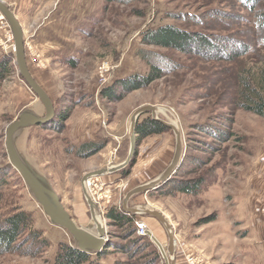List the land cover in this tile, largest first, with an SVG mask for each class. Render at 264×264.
Here are the masks:
<instances>
[{"label": "rangeland", "instance_id": "rangeland-1", "mask_svg": "<svg viewBox=\"0 0 264 264\" xmlns=\"http://www.w3.org/2000/svg\"><path fill=\"white\" fill-rule=\"evenodd\" d=\"M4 1L27 26L32 23V26H37L48 20L66 21L71 25L77 18H84L92 25L87 34L77 32L82 39L76 41L84 44L86 54L77 60L76 69L71 64L60 65L65 73L66 91L63 101L54 105L60 110L64 106L74 110L82 100L89 106L100 102L106 118L101 129L82 147L77 140L78 135L73 136L72 127H67L68 118L57 116L51 120L56 129L48 127L51 122L30 126L19 132L17 141L19 150L48 177L72 218L79 225L97 232L98 224L93 221L82 190V179L91 172L84 170L90 156L85 157L79 148L85 152L97 148L103 153L112 152L114 156L120 152L119 162L112 165L124 162L131 146L132 115L140 107L152 105L156 107V116L152 111L144 112L138 123L149 117L164 125L163 121L177 125L183 137L181 163L168 181L157 189L136 194L130 199L129 206L157 209L166 216L174 228L176 264H189V258L203 264H242L244 256L251 258V252L242 257L238 245L252 239L249 235L252 203L248 198L252 186L257 185H251L253 176L256 173L264 175V116L244 108L246 100L239 99V92L244 87V77L250 74L255 77L264 70V23L261 22L264 0H258L252 9L242 0ZM6 22L0 13V222L25 212L28 226L11 249L0 254V264H54L61 243L73 244V237L51 223L21 174L10 163L6 148L7 127L23 110L32 108L40 115L45 114L43 103L38 101L40 99L34 96L19 73L14 41H9L11 28L5 26ZM166 24L219 36L226 40V43L219 40L224 50L214 55L199 53L195 47L187 52L144 42L147 30ZM73 31L74 26L62 28V32L69 36L66 42L75 38ZM25 46L27 60L30 59L34 66L39 64L43 58L41 52L30 47L26 39ZM202 50L206 52L204 48ZM4 59L9 61L5 73L1 64ZM8 61L4 60V63ZM155 62L165 65V72L151 84L130 91L116 102L104 97L103 90L109 85L134 74L145 76ZM93 77L94 83L97 79L99 88L96 95L89 93L88 83ZM64 112L69 111L63 109ZM78 114L81 116L84 111L79 110ZM166 126L163 133L152 134L146 139L139 140L137 135L134 159L106 182L112 188L110 194L102 195L98 203L95 201L108 234V246L101 264H166L161 249L149 233L141 236L139 241L138 233L128 234V224L121 227L107 217L112 208L126 212L124 199L132 189L125 186L123 192H119L121 188L118 185L124 183L134 167L140 164L138 158L142 145L151 142L154 146L156 138L164 148L171 147L169 163L151 180L160 176L172 163L176 134ZM114 131L124 132L121 135L123 141L117 140ZM106 145L111 147L110 150L104 149ZM151 147L147 150L149 154H145L148 157L160 156L162 145L157 146L153 153L149 151ZM193 179L200 183L194 193L181 192L174 187L177 181ZM89 190L93 194V186H89ZM109 195L113 198L102 210L100 204L107 203ZM126 214L134 216L135 222L141 220L146 223L148 231L168 249V232L157 218L148 214ZM113 239L116 248L109 246Z\"/></svg>", "mask_w": 264, "mask_h": 264}, {"label": "water", "instance_id": "water-1", "mask_svg": "<svg viewBox=\"0 0 264 264\" xmlns=\"http://www.w3.org/2000/svg\"><path fill=\"white\" fill-rule=\"evenodd\" d=\"M0 13L6 18L14 36L15 60L19 73L45 107L44 115H40L32 108H26L19 114L16 120L8 125L6 133V148L10 163L21 174L31 195L43 207V210L49 217L51 223L65 229L73 237V246L88 254H99L108 246V234L105 224L102 223V220L100 221L96 219L98 214V206L95 203L93 197L88 193L86 182L91 177H101L108 174H114L128 166V164L134 159L138 146L136 128L138 119L141 114L147 111H152L154 116H156V107L152 105H144L137 109L132 115L130 123L131 146L129 155L124 162L118 165L105 166L99 170L91 171L84 175L82 179V190L90 206L93 221L98 224L97 232L79 225L63 205L58 192L51 184L48 177L42 174L26 158V156L19 150L17 146V141L20 136L19 132L30 126L42 125L50 122L55 118L56 112L54 102L30 72L26 54L24 29L17 18L16 13L4 0H0ZM163 122L171 127L176 134V147L173 161L160 176L137 187L136 189L129 191L125 196L123 208L126 213L151 215L157 218L164 225L169 235L167 252L165 251L162 243L152 232H149V235L161 249L166 260V264H176V238L174 234V228L166 216L157 209L148 207L135 208L129 206V201L133 196L151 189H157L159 186L168 181L170 176H172L180 166L181 157L183 154L182 133L180 132L178 126L174 123H169L167 121Z\"/></svg>", "mask_w": 264, "mask_h": 264}, {"label": "crops", "instance_id": "crops-1", "mask_svg": "<svg viewBox=\"0 0 264 264\" xmlns=\"http://www.w3.org/2000/svg\"><path fill=\"white\" fill-rule=\"evenodd\" d=\"M16 15L24 29L26 43L29 44L30 47L37 48L41 52L43 57L40 60V63L39 64L37 63L35 66L30 62V59L28 60V66L32 74L35 76V79L39 82V84L45 89V91L51 97L54 104H57L58 102H62L63 100L61 99L63 98L64 92L66 90L64 85L65 73L60 69V65L64 64L63 66H68L70 64L69 61L71 59H72L71 61L74 60L78 65L79 62L77 60H80L84 56V54H86V48L84 47V44L82 42L80 44L76 41L82 39V37L77 36V32L80 33L81 31L82 33L87 34V32L91 31V26H92L91 23H89L88 20H84V18L80 20H78L77 18V20H75V22L71 25H67L66 21L64 23L62 21L48 20V21H42L37 26H32L34 23H32V25L30 24L29 26H27L24 25L23 20L18 16V14ZM91 17L92 20L95 19L94 16H90L89 18ZM71 26H74L75 28V31H73V35H75V38L72 41L68 40L66 42V38L69 39V36H67L65 32L64 33L62 32V28L71 27ZM74 69H76V67H74ZM94 79L95 78L93 77L88 83L89 89L93 90V91L89 90V93L91 95H96V92H98L99 90V88H97V79H96V83H94L95 82ZM34 96L36 97V95ZM94 97L96 98L97 96ZM34 100L36 99L34 98ZM81 103L74 110L66 106H64L63 109L70 112V116L66 120L67 127L70 129L72 127V132H73L72 135L73 134L78 135L77 140L80 141L79 145L84 147L85 145H87L84 144L86 140L89 139L92 140L95 138V134L99 132V130L101 129V124L106 118L103 116L104 111L102 109V106L99 105L100 102L98 104H94L96 107L93 105L89 106V105H84V103L82 104ZM94 108L95 109L98 108V111H96ZM71 110L73 111L71 112ZM79 110H83L84 114L79 116L80 115L78 114ZM62 115H65V112ZM62 115L60 116L61 118L64 117ZM117 122L123 123L122 121H117ZM53 123L52 122L49 123L50 125H48V127L50 129L57 128L55 125L53 126ZM110 126L112 128L114 127V125L112 124ZM114 132H115L114 133L115 137H117V140L119 142L123 141L121 135H123L124 132H116V131ZM149 136H147L146 138H149ZM156 140H157L156 138L153 140L154 142H156V145L154 146L153 143L150 142L149 144H144L140 147L141 148V150L139 151L140 158H138L140 164L138 165V167L136 168L134 167V171L132 172V174L128 176L127 180L123 181L125 184L121 183V185H118L119 189L121 188L119 192H123L124 190L123 188L125 186L126 188H131L133 190L147 183L148 181L151 180L152 177H154V175L158 173V171H160L163 168V166H166L167 162L169 163V160L171 158L170 145L169 148H164L162 142L159 144V141ZM162 140L165 142V139ZM150 145H152V147L149 150L150 153H153L154 149L157 146L162 145L160 156L157 155V156L148 157V155L145 154L146 152L149 154L147 150L148 147H150ZM107 148H109L110 150L111 147H109V145L108 146L106 145L104 149ZM91 150L85 152L79 148V152H82V154L89 153ZM120 155H121L120 152L118 156H114L112 152L103 153V151L101 152V150H99L96 153H94L92 156H90L88 163L84 165V170L85 172L94 171V170H99L105 166H111L112 164L116 163V161L119 162ZM85 157H89V156H85ZM262 167L264 168V165ZM114 174H117V172ZM111 176L114 177L116 175L113 174L104 175L101 177V179H104L102 180L103 182H108L112 178ZM256 179H257V183L255 182ZM253 184H257V185L254 186ZM251 185L253 186L248 201L250 204L252 203V206H250L251 216H250V233H249L252 239L250 238L249 241H246L243 244L238 245V252L240 254H243L242 257L244 256V254L246 255L247 253L250 252L251 254H253L251 255L252 256L251 258L250 256H244L243 259L244 261L242 264H264V175H259L256 173V175L253 176V181L251 182ZM114 204H116V202H114Z\"/></svg>", "mask_w": 264, "mask_h": 264}, {"label": "trees", "instance_id": "trees-1", "mask_svg": "<svg viewBox=\"0 0 264 264\" xmlns=\"http://www.w3.org/2000/svg\"><path fill=\"white\" fill-rule=\"evenodd\" d=\"M242 1L245 4H248L246 6L252 9L254 8L258 0ZM261 22L264 23V15H262L261 17ZM213 36L214 35H205L201 32L198 33L195 31L187 30L174 24H166L158 28L147 30L144 33L143 39L145 43L151 45L174 48L187 52L194 50L195 47L198 49L199 53L202 52L206 54L211 53L217 55L224 50V47H222V44L219 43V40L222 39L218 38L219 36ZM262 41L264 43V39ZM222 43H226V40H222ZM207 45H209L210 47L208 48ZM203 48L206 52L202 50ZM4 60L8 61L7 59ZM71 60L70 64L76 67L77 63L74 60ZM3 63H1L2 70L5 73L9 61L7 63ZM152 64L153 65L149 73L145 76L134 74L115 81L113 84H111V86L109 85L107 89L103 90L104 97L108 98L110 101L116 102L121 100L130 91L140 89L151 84L154 80L161 77L163 72H165V65H160L156 62L155 64ZM249 74L250 73H248V75ZM242 84L244 87L239 92V99L243 100L244 98L246 100V102L243 103L244 108H246L247 110H252L257 114L264 116V70H262V73L260 75L256 74L255 77H251V74L249 77H244V79H242ZM55 108V117L61 116L63 114V109L60 110L57 106ZM69 115L70 112L62 116H64V118H68ZM45 128H47V126ZM166 130V125L149 117H145V119L141 120L137 125V135L139 136V140L144 139L152 134L163 133ZM98 150L99 149L96 148L91 152L85 153L83 155L91 156ZM124 173L126 174L127 171H124ZM176 184L177 185H175L174 187H177L179 188V191L186 193H194L198 190V187H200L199 180L194 179L191 181H177ZM107 217L111 220V222L120 224L121 227L128 224L127 232L128 234H130V236H133L137 233V226L135 224L134 216L128 215L124 211H117V209L112 208L107 212ZM27 220V214L25 212H19L0 222V254H2L4 251L10 250L11 247L17 242L19 236L28 226ZM139 237L140 239L137 240L140 241L144 236ZM110 242L111 243H109V246L113 248L117 247L114 239L112 241L110 240ZM104 252L105 249L99 254L92 255L77 249L73 246V244L61 243L60 251L56 257L54 264H83L86 262H88V264H101L100 262Z\"/></svg>", "mask_w": 264, "mask_h": 264}, {"label": "built area", "instance_id": "built-area-1", "mask_svg": "<svg viewBox=\"0 0 264 264\" xmlns=\"http://www.w3.org/2000/svg\"><path fill=\"white\" fill-rule=\"evenodd\" d=\"M1 18H3L1 16ZM5 26L9 27V24L8 22L5 23ZM10 35H9V41H14V36H13V33H11V30L9 31ZM13 48H14V53H15V42H13ZM107 80H105L106 82ZM108 86V85H106ZM264 144V143H263ZM90 184V182H92V186H93V194H92V197L93 199L97 202L99 199H101V196L102 195H105V194H110V189H112L110 186H108V184L106 182H103L101 180V177H91L87 180ZM87 184V182H86ZM95 186V187H94ZM107 187V189L105 188ZM98 192H97V190ZM105 192V193H104ZM112 192V191H111ZM98 195V196H97ZM106 197V196H105ZM108 197V201L107 203L103 202L102 204H100V208L103 210V207L104 208H107L108 207V203L111 202V199L113 198L112 196H107ZM112 197V198H111ZM98 203V202H97ZM136 226H137V233L139 236H148V227L146 225V223H144L143 221L141 220H137L136 222ZM189 264H203L202 262H199L197 259L195 258H189Z\"/></svg>", "mask_w": 264, "mask_h": 264}, {"label": "bare ground", "instance_id": "bare-ground-1", "mask_svg": "<svg viewBox=\"0 0 264 264\" xmlns=\"http://www.w3.org/2000/svg\"><path fill=\"white\" fill-rule=\"evenodd\" d=\"M16 63V62H15ZM32 74V73H31ZM33 76V75H32ZM34 77V76H33ZM35 78V77H34ZM39 83V82H38ZM51 98V97H50ZM54 107H55V105H54ZM55 112H56V108H55ZM55 116H56V114H55ZM46 124V123H45ZM52 184V183H51ZM87 191H88V193L90 194L91 193V191L89 190V186H91V188H92V182H90V184H89V182L87 181ZM91 196H92V194H90ZM96 203V202H95ZM96 219H98V220H100L101 221V217H100V215H98L97 214V218ZM164 248H166L165 246H164ZM165 251L167 252V250L165 249Z\"/></svg>", "mask_w": 264, "mask_h": 264}]
</instances>
